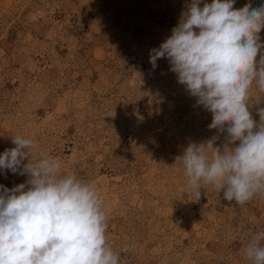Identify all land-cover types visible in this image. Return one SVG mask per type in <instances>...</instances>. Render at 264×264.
I'll return each mask as SVG.
<instances>
[{
  "label": "rangeland",
  "instance_id": "374dc122",
  "mask_svg": "<svg viewBox=\"0 0 264 264\" xmlns=\"http://www.w3.org/2000/svg\"><path fill=\"white\" fill-rule=\"evenodd\" d=\"M188 3L0 0V153L15 147L12 137L31 139L25 164L48 155L62 175L91 183L120 264H251L243 249L264 230V195L237 205L203 182L199 200L182 195L188 177L176 157L216 135L222 147L227 135L209 130L212 114L167 59L149 62ZM248 3L264 0L234 8ZM259 36L264 43V29ZM248 103L259 123L255 83ZM27 178L0 171L8 189Z\"/></svg>",
  "mask_w": 264,
  "mask_h": 264
},
{
  "label": "clouds",
  "instance_id": "9594fccd",
  "mask_svg": "<svg viewBox=\"0 0 264 264\" xmlns=\"http://www.w3.org/2000/svg\"><path fill=\"white\" fill-rule=\"evenodd\" d=\"M235 0H190L171 35L149 52L155 69L169 70L190 96L212 114L209 130L227 133L191 142L176 157L188 181L182 195L201 198V182L244 205L264 195V108L257 123L248 108L255 83L264 92V3L234 8ZM201 5H203L201 7ZM238 142V143H237ZM0 153V171L26 175L25 183L0 185V264H120L106 242V213L98 190L74 174H61V162L43 155L24 163L31 139L12 137ZM243 260L264 264V230L243 249Z\"/></svg>",
  "mask_w": 264,
  "mask_h": 264
}]
</instances>
